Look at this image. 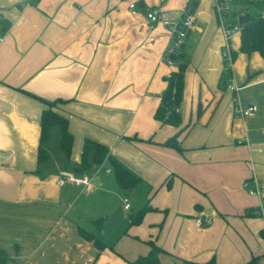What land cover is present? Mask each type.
<instances>
[{"label": "crops", "instance_id": "crops-1", "mask_svg": "<svg viewBox=\"0 0 264 264\" xmlns=\"http://www.w3.org/2000/svg\"><path fill=\"white\" fill-rule=\"evenodd\" d=\"M183 7L195 23L178 51L187 67L174 127L154 112L178 61L166 64L169 31L149 29L145 14L176 19ZM223 44L214 0H0V250L7 264H129L148 254L149 241L161 250L160 264H264V220L254 213L264 215V197L247 192L253 177L264 188V59L241 53L240 33L233 34L228 76ZM230 75L243 105L256 107L249 116L233 112ZM38 98L57 101L52 110L72 136L69 157L54 126L42 145L47 158L37 161L46 109ZM173 136L180 150L163 145ZM85 139L140 179L133 191L117 185L106 160L81 169ZM78 169L89 186L56 185L60 172ZM125 197L134 201L127 211ZM145 205L152 209L129 225ZM196 218L209 222L196 226Z\"/></svg>", "mask_w": 264, "mask_h": 264}, {"label": "trees", "instance_id": "trees-1", "mask_svg": "<svg viewBox=\"0 0 264 264\" xmlns=\"http://www.w3.org/2000/svg\"><path fill=\"white\" fill-rule=\"evenodd\" d=\"M262 11H264V0L254 2L234 0L232 2V10L230 12V22L233 24L238 22V18L241 16H248L250 18L245 24H240L239 51L245 54L256 52L264 59V18L261 17ZM242 13L243 15H241ZM235 56L236 53L231 51L232 61L235 59ZM171 58L178 61L177 70L171 72L164 78L166 86L160 95L159 103L154 112V119L162 124L178 127L181 123L178 108L181 104L183 78L187 63L178 56V53ZM226 73L229 76L230 73L228 71H226ZM38 99L46 105V109L42 111L40 116L37 161L41 162L47 158V154L42 148V145L48 140L50 130L54 126H58L60 129L59 147L64 154L69 157L72 145V136L67 130L66 119L52 110V106L57 101L50 102L41 98ZM163 145L180 150L178 142L176 141V136H173L165 141ZM104 160L108 162L115 182L122 190L128 192L133 191L140 183V179L135 174L108 154V150L104 145L90 139H85L83 141L80 154L81 169L87 170L92 165L97 167L102 164ZM151 209L152 208L145 205L135 214L129 215V225L139 224L143 215ZM78 232L84 239L92 241L98 250H102L105 247L103 243L95 239L90 233H87L82 229H79ZM260 234L264 237V231H261ZM148 244L150 245V251L148 254L137 257L129 264H160L158 255L161 253V250L150 241ZM8 260L9 257L7 254L3 250H0V264H7ZM207 264L213 263L210 262Z\"/></svg>", "mask_w": 264, "mask_h": 264}, {"label": "built area", "instance_id": "built-area-1", "mask_svg": "<svg viewBox=\"0 0 264 264\" xmlns=\"http://www.w3.org/2000/svg\"><path fill=\"white\" fill-rule=\"evenodd\" d=\"M234 0H214V12L216 15V19L218 25L220 27L222 36H223V50H222V60L224 64V70L228 71L231 74V66H232V58H231V50L229 47V39L233 34L240 33L241 25L240 24H233L229 20V15L232 10V2ZM248 2L260 1V0H242ZM128 12L133 16L136 15L138 7L135 2L129 1L127 4ZM146 20L148 22V28L154 29L157 25H161L165 27L169 31V44L165 50L164 61L166 64H172V56L176 55L181 48L184 39L188 31L193 27L195 23V18L191 12L190 7H183L179 15L176 19H169L163 16L162 13L155 9H151L146 12L145 14ZM261 17L264 18V11L261 12ZM227 90L233 93V112L236 116L239 117H246L252 114L256 107L251 102L246 103L243 105L242 100L238 94L240 88L236 86L234 83L231 82V75L229 77V83L226 85ZM100 168V167H99ZM98 168V169H99ZM97 170V168L95 169ZM67 173H70L74 179L69 180ZM85 178H87V183L82 182ZM63 181V183H61ZM76 181H81L77 183ZM90 178L81 173L76 174L73 171H62L56 177L55 183L57 186H63L65 184H73L76 186H83L87 187L90 185ZM251 186L247 189V192L251 196H256L258 198L264 197V188H262L255 177L251 179ZM123 209L125 211L129 210V198L125 197L122 200ZM255 214H259L263 217V210L259 208V210L254 211ZM209 218L205 219L204 221L201 218L195 219V225L201 226L203 223H208Z\"/></svg>", "mask_w": 264, "mask_h": 264}, {"label": "water", "instance_id": "water-1", "mask_svg": "<svg viewBox=\"0 0 264 264\" xmlns=\"http://www.w3.org/2000/svg\"><path fill=\"white\" fill-rule=\"evenodd\" d=\"M140 5V4H139ZM249 17L248 16H241V17H239L238 18V24H245L246 22H248L249 21ZM74 173H76V174H81L82 173V170L81 169H78L77 171H74ZM135 197H136V193L135 192H131L130 193V198L132 199V200H134L135 199Z\"/></svg>", "mask_w": 264, "mask_h": 264}, {"label": "clouds", "instance_id": "clouds-1", "mask_svg": "<svg viewBox=\"0 0 264 264\" xmlns=\"http://www.w3.org/2000/svg\"><path fill=\"white\" fill-rule=\"evenodd\" d=\"M67 176L70 181L74 179V177L70 173H67ZM76 182L80 183L81 181H76ZM82 182L87 183V178H85ZM61 183H63V181H61Z\"/></svg>", "mask_w": 264, "mask_h": 264}, {"label": "rangeland", "instance_id": "rangeland-1", "mask_svg": "<svg viewBox=\"0 0 264 264\" xmlns=\"http://www.w3.org/2000/svg\"><path fill=\"white\" fill-rule=\"evenodd\" d=\"M233 7H234V6H233ZM88 174H89L90 176H92V175H94V174H96V173H95L94 171H89ZM129 203L133 205V204H134V201H132V200L130 199Z\"/></svg>", "mask_w": 264, "mask_h": 264}]
</instances>
